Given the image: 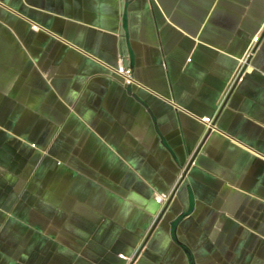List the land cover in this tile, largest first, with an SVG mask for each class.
Returning <instances> with one entry per match:
<instances>
[{"label": "crops", "instance_id": "crops-1", "mask_svg": "<svg viewBox=\"0 0 264 264\" xmlns=\"http://www.w3.org/2000/svg\"><path fill=\"white\" fill-rule=\"evenodd\" d=\"M0 264H264V0H0Z\"/></svg>", "mask_w": 264, "mask_h": 264}, {"label": "built area", "instance_id": "built-area-1", "mask_svg": "<svg viewBox=\"0 0 264 264\" xmlns=\"http://www.w3.org/2000/svg\"><path fill=\"white\" fill-rule=\"evenodd\" d=\"M259 39H260V34H256L251 39V42L249 44V47L245 55L239 60V63L223 92V95L219 102L218 109L224 103L228 93L232 90V88L236 84H238L240 81L243 80L247 72L248 65L250 63V58L257 47ZM115 72L121 77L123 84L126 86L130 85L131 83L135 81L132 69L124 65L122 62L118 65V67H116ZM202 121L204 122L207 130H211L215 128V115L202 117ZM191 163H193V160H191ZM182 174H183V171L180 172L179 176H182ZM170 197H171L170 193H163V194L155 195L154 198L156 202L159 204L160 210L164 208V206L168 203V201L170 200ZM121 256L123 257L124 255H121Z\"/></svg>", "mask_w": 264, "mask_h": 264}]
</instances>
